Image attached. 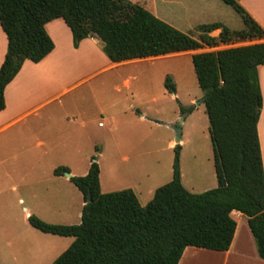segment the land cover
<instances>
[{
  "label": "trees",
  "instance_id": "obj_1",
  "mask_svg": "<svg viewBox=\"0 0 264 264\" xmlns=\"http://www.w3.org/2000/svg\"><path fill=\"white\" fill-rule=\"evenodd\" d=\"M220 1L239 15L244 28L201 25L196 40L127 0H0V27L7 40L0 67V112L4 90L24 61L39 63L53 51L45 29L49 22H64L75 49L82 40L97 39L114 64L264 39V30L239 0ZM216 30L218 37L209 36ZM191 63L208 119L216 187L200 194L184 188L181 146L175 145L170 181L142 206L131 189L102 193L100 169L92 158L85 176L69 178L83 198L79 224L27 219L43 234L73 239L52 264H178L187 247L226 252L236 230L233 213L246 218L257 255L264 260V170L257 133L262 106L257 69L264 65V42L197 53ZM164 88L175 96L168 76ZM179 111L183 115L193 109L179 104ZM65 173L66 167L53 171L54 176Z\"/></svg>",
  "mask_w": 264,
  "mask_h": 264
},
{
  "label": "rangeland",
  "instance_id": "obj_2",
  "mask_svg": "<svg viewBox=\"0 0 264 264\" xmlns=\"http://www.w3.org/2000/svg\"><path fill=\"white\" fill-rule=\"evenodd\" d=\"M127 1L196 40L201 25L222 23L232 31L244 28L239 15L220 0ZM250 44L204 46L199 53ZM98 47L102 50L101 43ZM191 55L123 64L65 95L57 111L61 120L52 135L35 133L27 141L0 136V264H52L72 243L69 238L43 234L27 221L32 216L50 225L80 222L83 198L65 174L53 177L58 167L82 177L94 158L103 193L133 189L142 204L149 202L154 191L171 179L174 154L169 143L175 140L172 127L182 117V185L192 194L216 187L208 119L203 104L196 105L202 93ZM167 76L175 86V98L164 88ZM152 99L155 103H150ZM179 104L192 107V113L182 115ZM143 112L146 115L141 120ZM37 142H47L49 152L45 154ZM236 220L247 228L246 219L245 223Z\"/></svg>",
  "mask_w": 264,
  "mask_h": 264
},
{
  "label": "crops",
  "instance_id": "obj_3",
  "mask_svg": "<svg viewBox=\"0 0 264 264\" xmlns=\"http://www.w3.org/2000/svg\"><path fill=\"white\" fill-rule=\"evenodd\" d=\"M238 4L264 30V0H239ZM45 29L53 41L54 49L39 63L35 64L30 61H24L18 74L6 86L4 90L5 108L0 112V136L4 134L6 135L1 139L5 138L8 140V137H20L24 141H27L29 140V137L35 133H43L45 135L50 133L52 135L56 131L54 127L59 120H61L57 111L61 107L59 104L65 95L91 83L102 74L126 66L123 64H131L134 62L141 63L144 62L143 60L162 59L169 58L168 56L178 55L171 54L163 57L132 60L114 64L103 55L102 50L98 47L100 42L97 39L88 38L82 40L76 49L73 48L70 30L61 19L49 22L46 24ZM219 33L220 30H216L209 36L218 37ZM263 42L264 39L254 41L253 43ZM6 50V36L0 27V67L3 63ZM199 51L200 50L191 51V54H197ZM257 70L262 96V106L257 123V133L264 170V65L259 66ZM124 85L126 87L130 86L129 83H124ZM175 97L176 96H174V98ZM150 103H155V99H152ZM131 105L133 110L138 111L136 105ZM145 115L146 113H141L139 119L143 120ZM34 122L36 127L41 125L43 127L42 130L35 126L34 129L32 127ZM83 125L85 126V124ZM47 126H51V128H48ZM98 127L103 128L104 125L98 123ZM111 128L112 126H109V129ZM180 144H182V141H180ZM47 145V142H37V147L43 148L45 154L49 152ZM172 147L174 148L173 141L169 143V148ZM89 166L90 162L87 171ZM69 174L70 177H78L72 172ZM86 174H84V176ZM52 175L55 178L60 177L54 176L53 172ZM75 190L77 189L75 188ZM131 190L137 196V192L133 189ZM138 199L142 206H145L148 203L142 204L139 197ZM83 205L84 203L82 204V207ZM232 218L236 222V230L228 251L215 252L187 247L178 264H264V260H261L257 255L254 240L248 227L246 229L241 228L237 223L236 219L244 222L246 218L239 213H233Z\"/></svg>",
  "mask_w": 264,
  "mask_h": 264
},
{
  "label": "water",
  "instance_id": "obj_4",
  "mask_svg": "<svg viewBox=\"0 0 264 264\" xmlns=\"http://www.w3.org/2000/svg\"><path fill=\"white\" fill-rule=\"evenodd\" d=\"M202 100L199 101L196 105H199V104H202ZM184 121V117L181 118V120L177 123L176 126H173L172 129L175 133V140H174V143L175 145H180V141H181V136H182V132H181V126H182V122ZM66 177L69 179L71 178L70 177V174L68 173H65ZM87 203H90L91 202V195H88V198H87Z\"/></svg>",
  "mask_w": 264,
  "mask_h": 264
}]
</instances>
